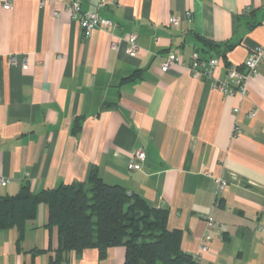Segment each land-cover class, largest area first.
Masks as SVG:
<instances>
[{
  "label": "crops",
  "instance_id": "crops-1",
  "mask_svg": "<svg viewBox=\"0 0 264 264\" xmlns=\"http://www.w3.org/2000/svg\"><path fill=\"white\" fill-rule=\"evenodd\" d=\"M117 23L84 35L66 5ZM189 16H185L186 12ZM180 18L178 26L169 17ZM139 50L127 55L128 34ZM199 37L211 40L204 50ZM115 43V47L112 44ZM264 45V0H13L0 6V194L104 182L168 211V228L201 264H264V62L247 92L225 94L192 76L194 51L216 56L225 80ZM168 52L180 62L162 71ZM12 55L18 63L10 61ZM22 57L28 66L21 67ZM254 112L253 115L250 113ZM237 125L240 133L232 135ZM145 159L129 170L133 151ZM227 185L217 192L215 179ZM39 204L17 244L0 230V264H49L56 228ZM211 235L200 252L203 237ZM124 248L67 254L60 264H123Z\"/></svg>",
  "mask_w": 264,
  "mask_h": 264
},
{
  "label": "trees",
  "instance_id": "trees-1",
  "mask_svg": "<svg viewBox=\"0 0 264 264\" xmlns=\"http://www.w3.org/2000/svg\"><path fill=\"white\" fill-rule=\"evenodd\" d=\"M204 50L211 40L199 37ZM39 204L46 205L44 226L56 228L58 246L49 264H60L67 254L95 248L99 257L108 248H124L123 264H201L181 248V233L168 228V211L152 206L137 193L104 182L94 170L88 185L61 183L32 192L25 183L12 195L0 194V230L15 228L17 244L27 223L36 218Z\"/></svg>",
  "mask_w": 264,
  "mask_h": 264
},
{
  "label": "built area",
  "instance_id": "built-area-1",
  "mask_svg": "<svg viewBox=\"0 0 264 264\" xmlns=\"http://www.w3.org/2000/svg\"><path fill=\"white\" fill-rule=\"evenodd\" d=\"M13 0H0V6L3 9H10ZM105 0H100V6H103ZM45 0H40V7L44 6ZM66 9L70 14L71 19L76 21L84 35H88L93 29L97 28L103 31H111L117 28V23L110 18L103 17L97 12L82 11L78 1H71L66 5ZM187 11L185 16H189ZM169 24L172 26H178L180 24V18L176 16L169 17ZM127 41V55L134 57L139 50L137 43V37L135 34H128L125 37ZM115 43L112 47H115ZM10 61L13 64L18 63V58L12 55ZM22 68L28 66V58L22 57L19 61ZM180 62V58L173 52H168L164 55L162 62L159 64L162 71H167L174 64ZM218 58L216 56H210L208 58H202L197 51H194L188 63V69L195 78H200L205 81H210L211 85L219 89L225 94H233L239 92L242 96L247 92V83L249 79L255 76L260 68V65L264 62V45H258L254 47L249 56L240 66H231L227 70V76L225 80H218L213 78V70L218 65ZM251 115L254 112L250 113ZM240 133V129L237 125L233 127L232 135L237 136ZM145 159V153L136 149L133 151V160L128 163L127 168L129 170H138L141 167L140 162ZM6 180L0 176V186L4 185ZM217 186V192H221L225 189L227 183L223 179H215ZM211 239L210 234H206L203 237V241L200 247V252L207 250L208 241Z\"/></svg>",
  "mask_w": 264,
  "mask_h": 264
}]
</instances>
